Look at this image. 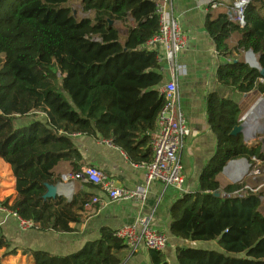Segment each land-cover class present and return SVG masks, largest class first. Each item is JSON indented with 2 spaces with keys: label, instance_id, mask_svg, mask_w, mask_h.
<instances>
[{
  "label": "trees",
  "instance_id": "1",
  "mask_svg": "<svg viewBox=\"0 0 264 264\" xmlns=\"http://www.w3.org/2000/svg\"><path fill=\"white\" fill-rule=\"evenodd\" d=\"M0 0V159L11 168L15 198L3 205L40 232L71 231L93 196L76 193L43 200L45 185L60 181L54 169L64 163L81 169L73 144L76 135L111 140L136 164L152 161L150 135L164 104L157 50L147 43L158 33L156 4L162 0ZM240 28L224 13L205 30L218 55L228 62L217 82L239 94L259 92L257 70L232 61V52H251L264 70V0H248ZM112 22V25H109ZM131 22L124 41L116 23ZM238 34L236 46L228 40ZM207 124L215 153L199 179V189L184 194L169 211V234L186 242L215 243L219 252L177 248V264H264V213L261 191H243L246 182L220 186L228 162L264 165L261 146L246 147L230 133L239 125V109L215 93L205 98ZM27 120L26 125L20 121ZM89 189L96 187L86 185ZM218 194V196H215ZM10 243L0 233V251ZM126 246L102 229L100 239L67 256L33 253L32 264H121ZM151 264H167L151 252Z\"/></svg>",
  "mask_w": 264,
  "mask_h": 264
},
{
  "label": "crops",
  "instance_id": "2",
  "mask_svg": "<svg viewBox=\"0 0 264 264\" xmlns=\"http://www.w3.org/2000/svg\"><path fill=\"white\" fill-rule=\"evenodd\" d=\"M215 2L227 1L171 0L168 7L186 37V47L177 58V62L185 67L186 73L176 79L179 108L184 114L189 129V135L178 155L185 178L184 186L177 189L154 181L149 187L148 197L142 206L133 203L110 202L99 189H89L86 184L77 182L72 184L63 182L61 177L73 172L69 165L60 163L54 169L55 174L60 176V196L69 202L74 194L81 192L92 195L93 199H97L99 203H93L92 199L84 208L81 223L70 224L71 231L62 234L40 232L36 228L21 231L13 217L0 213V233L10 243L8 250L0 251V255H9L7 264H18V260H20V264L28 262L32 264L33 253L36 252H46L58 256L75 254L86 244L98 241L102 229H108L114 233L116 229L132 224L141 215L149 216L152 228L167 237V247L162 252L167 264H177L175 257L177 248L219 252L213 242H186L174 239L169 234L170 208L181 200L184 194L188 195L198 191L201 174L215 153L216 139L207 124L205 112V98L208 94L215 93L219 97L233 102L239 109V124L244 122L246 125L244 134L240 135L242 143L246 147L260 145L264 150V136H254L258 130L256 126L263 123L259 116L262 115L264 120V106L261 105L264 97L255 91L239 94L217 82L218 68L228 61L217 54L214 44L205 30L208 20H215L219 14L225 11L223 7L212 8L211 5ZM131 26V22L123 23V25L116 23L121 41L125 40L128 28ZM238 39V34L231 35L228 40L230 49L236 46ZM247 53L242 50L233 51L232 61L242 62L249 66L246 60ZM159 67L162 83L157 88L158 91L171 79L166 64L161 63ZM256 117L258 118L256 119ZM27 123V120L20 121V125ZM72 141L81 156V168L90 166L99 169L119 188L132 189L144 183L145 171L136 167V164L132 163L126 154L114 145L110 147L102 143V140L80 135L74 136ZM236 161V165H229L230 161L223 168L219 176L221 187L233 185L227 177L234 170L239 173L243 165L250 168L247 162L245 165V163ZM254 171H257V175L254 174ZM250 172L244 180L245 187L252 189L250 186L259 182L258 189H262L264 193V165L257 161ZM14 198V178L11 168L0 159V202L3 204L7 201L10 205ZM260 201L259 210L262 212L264 196L260 197ZM119 255L122 259L121 264H151V252L142 246L134 251L126 247ZM13 257L16 259L14 260Z\"/></svg>",
  "mask_w": 264,
  "mask_h": 264
},
{
  "label": "built area",
  "instance_id": "3",
  "mask_svg": "<svg viewBox=\"0 0 264 264\" xmlns=\"http://www.w3.org/2000/svg\"><path fill=\"white\" fill-rule=\"evenodd\" d=\"M170 1L162 0L156 4L159 29L158 33L147 43L148 48L157 50V60L159 64H166L171 79L159 90L164 98V104L157 116L156 130L150 135L152 161L148 164L135 165L145 171L144 183L132 189L119 188L102 171L90 166L83 167L78 172L63 175L61 177L63 182L67 184L75 182L89 184L105 194L110 202L133 203L139 206L145 203L149 194V187L154 181L177 189L184 186L185 178L182 174L178 155L189 135V129L184 114L179 108L176 79L186 73L185 67L177 62L179 54L186 47V37L177 20L168 10ZM223 1L227 2L212 3V8L223 7L229 22L238 25L240 28L244 27L245 11L249 1ZM224 3L228 4L225 5ZM246 55H249V52ZM247 63L251 65L248 61ZM259 81L264 83L262 78ZM101 142L113 147L111 140H102ZM252 160L257 162L254 158ZM245 167L246 173L243 177L247 175L248 168ZM237 173L234 170L232 173L234 177L228 175L227 179L231 184L242 182L243 177L236 178ZM245 191L254 192L256 190L245 187L243 191L235 194L241 198ZM93 203H99V201L93 199ZM0 213L13 217L21 231L36 228L32 222L23 220L17 214L10 212L1 202ZM113 236L131 251L142 246L150 252L162 253L167 247V237L163 233L155 231L152 228L151 218L145 215L137 217L130 225L116 229Z\"/></svg>",
  "mask_w": 264,
  "mask_h": 264
},
{
  "label": "water",
  "instance_id": "4",
  "mask_svg": "<svg viewBox=\"0 0 264 264\" xmlns=\"http://www.w3.org/2000/svg\"><path fill=\"white\" fill-rule=\"evenodd\" d=\"M112 24H113L112 22H109V25H112ZM249 54H251L253 56V54L251 52H249ZM249 67L251 69L257 70L260 77L262 79H264V70L258 66V63L256 60H254V65H249ZM245 129H246V125H245V123L242 122L238 126L233 128L230 135L233 137L238 136V135H242V134H244ZM238 163H245V165H247L246 161L243 159L238 160ZM236 164H237L236 160L231 161L229 163V165H236ZM60 185H61L60 182L56 183L55 185H45L46 193L42 196L43 200L53 199L56 196H60ZM215 196H218V194H215Z\"/></svg>",
  "mask_w": 264,
  "mask_h": 264
},
{
  "label": "rangeland",
  "instance_id": "5",
  "mask_svg": "<svg viewBox=\"0 0 264 264\" xmlns=\"http://www.w3.org/2000/svg\"><path fill=\"white\" fill-rule=\"evenodd\" d=\"M70 6H71V8L73 9V14L75 15V17H84L83 15H81L80 13H77L76 12V9L78 8V6H77V4H76V2H75V0H71L70 1ZM250 56H252L251 54H249ZM249 55H246V57H248ZM252 58H253V60H256L255 59V57L254 56H252ZM247 60V59H246ZM261 116V117H260ZM259 116V118H261L260 120L263 122L261 125H258V126H256V129H258L257 130V132H256V134L254 135L255 137H262V136H264V120L262 119V115H260ZM258 117H256V119H257ZM259 120V121H260ZM260 129V130H259ZM251 170H249V167H248V169H247V175L242 179V180H245L246 179V177L249 175V173H251L250 172ZM255 173L257 172V171H254ZM253 172V173H254ZM255 175H257V174H255ZM256 177V176H255ZM224 182H227V181H224ZM253 190H256V191H254L255 193H257V192H259V191H261L262 193H263V191H262V189H258V187H259V182L257 183H254V185H251L250 186ZM263 196H264V193H263ZM262 212H264V210L262 211ZM8 256L9 255H4V254H2V255H0V264H7L8 262H7V258H8ZM14 258V257H13ZM16 258H14V260H15ZM18 264H20V260H18ZM26 264H29V262L28 263H26Z\"/></svg>",
  "mask_w": 264,
  "mask_h": 264
},
{
  "label": "bare ground",
  "instance_id": "6",
  "mask_svg": "<svg viewBox=\"0 0 264 264\" xmlns=\"http://www.w3.org/2000/svg\"><path fill=\"white\" fill-rule=\"evenodd\" d=\"M247 61L251 64V65H254V60H253V58H252V56H248L247 57ZM261 105H263L264 106V101H262L261 102ZM260 105V106H261ZM259 106V107H260ZM262 110V109H261ZM246 173V167L243 165L242 166V168H241V170L239 171V173H237V177L236 178H241V177H243V175ZM230 175V177H234V174H229Z\"/></svg>",
  "mask_w": 264,
  "mask_h": 264
}]
</instances>
